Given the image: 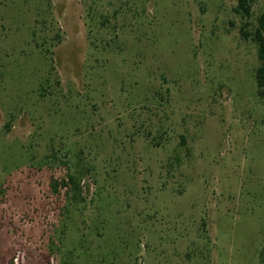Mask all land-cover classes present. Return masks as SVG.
<instances>
[{"label":"rangeland","instance_id":"374dc122","mask_svg":"<svg viewBox=\"0 0 264 264\" xmlns=\"http://www.w3.org/2000/svg\"><path fill=\"white\" fill-rule=\"evenodd\" d=\"M236 7L0 0V264H264V93L242 34L264 0ZM72 174L81 192H56Z\"/></svg>","mask_w":264,"mask_h":264},{"label":"trees","instance_id":"16d2710c","mask_svg":"<svg viewBox=\"0 0 264 264\" xmlns=\"http://www.w3.org/2000/svg\"><path fill=\"white\" fill-rule=\"evenodd\" d=\"M256 0H237V7L235 12L241 14L242 17L251 18L253 14V6ZM257 25L252 33H248L245 29H242V34L246 39H251L257 47V59L259 66L257 67L255 73V80L257 89L260 95L264 93V13H262L256 21ZM48 82V81H47ZM44 84L40 85L39 93L44 97L45 93ZM61 187L72 188L75 192H81V180L79 176L72 174L65 180H62L61 183L56 185L54 189L56 192L59 191Z\"/></svg>","mask_w":264,"mask_h":264}]
</instances>
